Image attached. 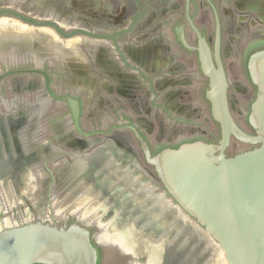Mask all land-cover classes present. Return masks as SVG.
I'll list each match as a JSON object with an SVG mask.
<instances>
[{"label":"flooded vegetation","instance_id":"1","mask_svg":"<svg viewBox=\"0 0 264 264\" xmlns=\"http://www.w3.org/2000/svg\"><path fill=\"white\" fill-rule=\"evenodd\" d=\"M193 2L205 12H210L212 17L205 12L203 14L208 15L206 20L213 24L210 33L195 23L191 13ZM29 3L49 9L47 11L53 21L45 22V25L52 26L50 30L54 29L51 31L63 44L77 37L80 41L76 45L77 50H73L74 58L70 64L62 65L57 58L49 56L47 70L44 65L40 66L36 56L40 47H45L43 43L39 46V39H33L37 53H33L27 61L23 59L22 47L14 45L17 41L13 37L5 41L4 47L0 43V48H8L7 55L15 56L0 58V233L17 224L38 221L60 228L79 225L90 236L97 254L96 264H188L187 255L190 256V252L200 258L196 264H212L209 255L196 248L195 242L187 235L188 231L181 230L185 219L186 223L202 231L196 225V220L167 191L131 126L136 127L146 140L152 156L164 148H153L145 130L140 124L137 125L138 122L148 125L144 120L146 117H137L132 113L136 106L144 108V114L149 119L153 115L158 116L157 109L151 106L153 102L168 109L166 117L171 114L180 122L183 121V117L178 115L180 112L193 118L196 112L199 113L193 98L196 84L204 76L208 87L209 80L201 71L198 51L186 48L178 39L182 27L189 44L195 47L199 45L198 33L189 21L190 15L212 49L217 21L220 22L221 55L230 86L234 79H241L234 82L239 94L235 97L241 109L234 107L235 97L229 87L232 112L244 130L254 133L249 114L257 87L251 80L248 60L252 54L264 49V0H190L189 8L185 0V20L176 18L179 4L176 0H169L161 10V14L166 16L155 24L151 10L139 20L141 16L132 15L127 2L124 8L114 5L115 0L112 5L108 0H32ZM13 14L36 29L41 27L37 21ZM188 25L194 34L193 39L188 36ZM60 26L73 29L75 34L64 32ZM154 28L158 30L157 33H154ZM173 35L177 43L173 42ZM250 44L253 47L248 53L246 47ZM81 57L82 60L79 59ZM229 57L233 59L231 62L228 61ZM29 61L35 66L25 67ZM238 71H241V75ZM158 73L164 74L152 78ZM176 73L182 76L172 78ZM22 75H26L28 80L24 81ZM7 76L10 78L6 82L4 79ZM153 83L161 86V90H156L157 93L161 92L157 100L154 99ZM23 89L34 95L31 97L33 102H30L29 96L24 100L8 98V90L17 92L16 95H24L26 90ZM71 98L80 105L78 124L73 116ZM54 101L58 106L68 108V119L61 120L71 124L73 130L53 135L56 140L47 145L37 143L27 149L20 146L11 147L10 150L8 138L16 137L17 132L22 137L30 138L32 128L39 125L37 118L41 107L48 112ZM17 103L19 113L8 109ZM183 106L185 111L182 110ZM235 111H239V117ZM24 114L30 118L25 120ZM111 115L114 118L110 119ZM245 120L252 131L242 124L241 121ZM160 121L162 123L163 118ZM111 122L110 129L108 126ZM185 141L191 140L181 136L177 140L179 143L167 147H177ZM98 154L100 157L94 159ZM91 161L101 162L100 172L93 167V170L89 169ZM35 167L44 169L48 176L44 178V188L39 191L32 183ZM86 174L90 175L95 187L84 179ZM115 177L124 184L115 182ZM127 183L129 188L125 185ZM145 190H149V194H145ZM31 194L35 196L34 201L29 197ZM83 194L91 196V206L70 209L76 198ZM133 195L135 198L141 197V201L137 202ZM71 196L76 197L70 200ZM150 197L168 204L172 208L170 210L177 213V226L160 225L163 220L151 213L149 208L156 209L158 215L162 211ZM59 206L67 209L61 212L64 214L58 212Z\"/></svg>","mask_w":264,"mask_h":264},{"label":"water","instance_id":"2","mask_svg":"<svg viewBox=\"0 0 264 264\" xmlns=\"http://www.w3.org/2000/svg\"><path fill=\"white\" fill-rule=\"evenodd\" d=\"M189 5L187 0V8ZM188 17L198 33L199 45L189 44L182 27L178 39L186 48L199 53L201 71L209 80L205 97L212 118L220 125V140L185 141L152 156L146 140L136 127L131 128L167 191L211 239L223 264H264V49L248 60V71L257 87L249 114L255 132L250 133L237 122L229 102L230 81L221 55L220 22L217 21L212 49ZM70 102L78 124L79 102L72 98ZM232 139L252 147L229 155L227 149ZM96 261L90 236L79 225L60 228L38 221L17 224L0 233V264H96Z\"/></svg>","mask_w":264,"mask_h":264},{"label":"rangeland","instance_id":"3","mask_svg":"<svg viewBox=\"0 0 264 264\" xmlns=\"http://www.w3.org/2000/svg\"><path fill=\"white\" fill-rule=\"evenodd\" d=\"M31 1L32 0H0V22L1 23L4 22L5 24L7 23L6 28H4V30L6 31L5 35H0V43L2 45L1 47H4L3 44L5 43V41L7 39L9 40L11 37H13L14 40L17 41L14 45L17 46L18 48L22 47L21 49L24 50L23 59H25V61L31 59L30 56H32L33 53L34 54L37 53V51L34 48V46H36V43L33 42V38L29 37L30 34H38V32H40L39 31L40 28L47 27V28H45L46 31H49L50 33H52L56 37V35L52 32L54 29H51L52 31L50 30V28H52V26H50L48 24L45 25V22L53 21L50 18V15L47 11L49 9H46L44 7H36V6L29 5L30 4L29 2H31ZM108 1H109L110 5H112L114 2V0H108ZM168 1L169 0H115L114 5H119L120 8H124V4L127 2L129 5V10H130L131 14L141 16V17H139V20H140V18H144V14L146 12H150V10H151L153 16L156 19L154 21V24H155L156 22L163 20V18L166 16V15L161 14V10L164 7V5L168 3ZM176 1L179 4V6H178V9L176 10L175 16H176V18H179L181 20H185V0H176ZM6 11H13V13H17V14H20V15L27 17L28 20L32 19L33 21H37L38 26H41V27L39 29H36L30 23H27L28 21H24L21 18L19 19V17H16L15 14H12V13L9 14V13H6ZM204 12H205L204 9L197 7L196 2H193L191 13L195 19V23H197L199 28H201L202 30H205L207 33H210L213 29V24H210L212 22H208L206 20V17H208V15H209V17H212V16H211L210 12H208V11L205 12L208 15H203ZM254 15H257V14L255 13ZM203 16H205V19H202ZM25 25L30 26V27L32 26L34 28V31L33 30H32L33 32L29 31L28 29L30 27H27ZM60 28L63 29V31L68 33V34H75V33H73V29L67 30V29L63 28L62 26H60ZM188 29H189L188 30V36L190 39H193L194 34L190 30L189 25H188ZM16 30L17 31L21 30L19 33V36L15 32ZM35 30H37V31H35ZM153 30H154V33L158 32V30L156 28H154ZM8 32H12V33L6 34ZM21 38H23V40H21ZM77 38H75V40H68L67 42H65L63 44L59 40V38L56 37L57 42H55V44L50 45V48H48L47 50L45 49V50L39 51L40 53L42 52V54H43V55H41L40 58H38V56L36 54L37 59L39 60L40 66L44 65L45 70H47L49 68V65L47 62L49 59V56H53V57L57 58V60H59L62 63V65L70 64L71 63L70 62L71 53L63 50V48L61 49V47H63V45L67 46L69 43H71L73 50H74L76 48L78 41H80V39L79 38L77 39ZM123 38H126V37H123ZM173 42L177 43L174 35H173ZM74 43H75V46H74ZM252 47H253V44L248 45L246 47V52H248V53L251 52ZM178 48H180V47H178ZM7 50H8V48H0V51H1V53H0L1 57L0 58L3 59L5 56H9V55H7V52H6ZM75 50H77V49H75ZM60 54L61 55L64 54L65 57H61ZM78 54L80 55L81 53L78 52ZM10 55L11 56H9L8 58L15 57L13 54H10ZM79 59L82 60V57ZM232 60H233L232 58H230V57L228 58V61L231 62ZM24 66L32 68L35 65L33 63H30V61H29ZM230 66L231 65H229V68H230ZM196 68H198L197 63H196ZM232 70L230 72H232ZM238 72L241 75V71H238ZM233 73L234 72H232V75H233ZM162 74H164V73L155 74L152 76V78H154V76L155 77L161 76ZM186 75H187V72H185L184 76H186ZM22 76H24L23 77L24 81L28 80L26 75H22ZM177 76H182V74L181 73L173 74L172 78H177ZM9 78H10V76H7L4 80H6V82H7V80H9ZM237 80H241V79L237 78ZM237 80L234 79L232 81L233 85L230 86V92L232 93V95L234 97L239 96V94L237 93L236 88L234 86V82H237ZM158 85L155 83L152 84V87H153L152 90H153L154 95H155V97H154L155 100L159 99L160 98L159 96L161 95V92H158V93L156 92V90L161 88V86H158ZM206 88H207V80L204 76H202L201 82L196 84L195 93L192 92L195 94L193 98H195L194 102L196 105V111L199 110V113L196 112V116L193 118L192 115L187 117V115L184 112H180L178 115L180 117H183V121H181V122L176 121L175 118L171 114H169L166 117V113H167L168 109L167 108L165 109V107L163 105L156 104V102H153V104L151 106H153V108L157 109L158 116H157V114L153 115L152 119L147 118V115L144 114V108L142 109V107H141V109H140L139 107L134 106L136 110H134L135 112L132 113L133 115H136L137 117H140V116L146 117L144 120L148 123V125L144 124L143 122H140L139 124L141 125L143 130H145L144 132H145L147 138L150 139L154 149H162V148H165L167 146H170L171 144L174 145L175 143H179V142H177V140L181 136H184V138H187L188 140H191V141L192 140H206V141L218 142L220 140V136H221L220 135V127H219V124L216 123L210 115V103H209V101H207V99L205 97ZM23 90H26V89H23ZM141 91H140V93H141ZM25 92L26 93L24 95H21V93H19V95H16V94H18L17 92H15L13 90H8V98L11 99V98L15 97L17 99L20 98L21 100H24V98L29 96L30 102H33V100H31V97L33 94L28 93L29 92L28 90H26ZM36 95H37V93L35 94V96ZM190 100H192V97ZM233 100H234L233 104H235L234 107L238 106L239 107L238 109H241L240 105L238 104V101L236 100V97L233 98ZM121 101H122V98H121ZM138 101H140V100H138ZM138 101H136V103H138ZM122 103H125V101H122ZM148 106H149V103H148ZM184 106L182 109L183 111H185ZM59 107L60 106H58L55 101L51 105L48 112L47 111L44 112L45 108L42 109V107H41V110L38 112L39 118H37L39 125H36V127L32 128L33 135L30 138L29 137L25 138L24 136L23 137L20 136L19 133L17 132L16 137H11V138L9 137L8 138L9 149L11 150V147L17 148L20 146L23 148L25 147L27 149V148H29L30 145H33V144L36 145L37 143L42 144V145H47L49 143H52L54 140H56V137H54L53 135L58 136L59 134L62 135V133H60V132L64 133L65 130L67 132L73 130L71 124L68 125L67 121L63 122L61 120L63 118L65 119L66 117L68 119V112H69L68 108L63 106V105L60 108ZM24 108H25V106H24ZM8 109L17 111V113H19L18 110L20 109V106H18V103H17L16 105L9 106ZM90 109L91 108H89V110ZM162 110H163V112H162ZM28 111L30 112L31 110L28 109ZM235 112H236V116L239 117V115H238L239 111H235ZM15 113L16 112H14V114ZM97 115H98V113L95 114V116H97ZM109 115H110V113H109ZM175 115H177V114H175ZM111 116H110V119L114 118L113 116L112 117ZM28 118H30V117H28V115L24 114V119L27 120ZM161 118H163L162 123L160 121ZM59 120H61L62 122ZM241 122L245 126L246 129L251 130V128L247 124L246 120L241 121ZM33 123H35V121H33ZM64 125H67V126H65V128H62ZM111 125H112V122L109 123L108 128L110 127V129H111ZM23 129H24V127L21 129V133H22ZM36 132H38L37 138H36ZM251 147L252 146L248 143L241 142L237 139H232L231 144L227 149V153L229 155H233L235 153H238L240 151H244V150L251 148ZM50 166H52V165H50ZM33 172H34V174H33L34 179L32 180V183H34V187L36 188L35 190L39 191L40 189L44 188V185H45L44 178L47 175L45 174L46 172L44 171V169H42L41 167L40 168L35 167L33 169ZM87 178H88V174L85 175L84 179H87ZM29 197H31L33 199V201L35 200V198H34L35 196L33 194L29 195ZM14 204L16 205V203H14ZM28 204H29V202H28ZM209 257L212 259L211 256H209Z\"/></svg>","mask_w":264,"mask_h":264},{"label":"bare ground","instance_id":"4","mask_svg":"<svg viewBox=\"0 0 264 264\" xmlns=\"http://www.w3.org/2000/svg\"><path fill=\"white\" fill-rule=\"evenodd\" d=\"M7 24V23H6ZM6 24L3 22L1 23L0 22V35H5V30L4 28H6ZM29 31L33 32L34 31V28L33 27H30L28 29ZM33 30V31H32ZM21 31V30H20ZM20 31H17L16 34L18 35L20 33ZM36 31V30H35ZM40 32H38V34H30L29 37L33 38V39H39L40 42H39V46L41 43L45 44V47H40V51L42 50H47L48 48H50V45H53L55 44V42H57V39H55L56 37L50 33L49 31H46L45 28H40L39 30ZM9 33H12V32H8L6 34H9ZM14 33V32H13ZM19 36V35H18ZM21 40H23V38H21ZM15 42V41H14ZM20 43V42H19ZM63 48V50H67L68 52H71V59L74 58L73 56V47H72V44L69 43L67 46L63 45V47H61V49ZM60 49V48H59ZM49 52V51H48ZM51 52V51H50ZM47 54V53H46ZM50 54V53H49ZM62 54V53H61ZM60 54V55H61ZM70 54V53H69ZM42 52L40 53L39 52V55L37 54L38 58L41 57ZM70 57V56H69ZM70 59V58H69ZM79 82V81H78ZM81 82V81H80ZM75 86V85H74ZM97 157H100L99 154L96 155L94 157V159H97ZM88 165H90V170L92 169V167L94 168V170L96 172H100V166H101V162H93L91 161V163H89ZM82 167V165H79V167ZM88 170V171H90ZM93 170V169H92ZM92 174V172H91ZM116 175V174H114ZM90 175L88 174V178L86 179L87 183H89L91 186H94V182H92V179L89 178ZM107 177V176H105ZM115 182H117L118 184H124V182L122 180L118 181L117 180V177L114 178ZM19 185V184H18ZM127 186V188H129V183L125 184ZM20 186V185H19ZM95 187V186H94ZM149 190H145V194H149L148 193ZM76 196H71L70 200L74 199ZM90 195L88 194H83V195H80L78 198H76V201L73 202V205L72 207L70 206L69 208L73 210L75 209H80L81 206L85 205L86 208L90 207L91 204L93 203V200L90 199ZM133 197L135 198V196L133 195ZM136 201H141V197H138L136 196ZM150 199L153 200V203L156 202V206L159 207V210H161V215H158L157 214V211L156 209H152V207L149 208V210L151 211V213L157 215L160 219H162V223H160L161 226H165V227H170L171 225H175L177 226V221H178V216H177V213H174L172 212L173 210H170L172 209L168 204H164V203H160L158 200L155 199V197H150ZM69 200V201H70ZM59 202V201H58ZM65 202H67L65 200ZM158 203V205H157ZM67 209H64V207L62 206H59L58 207V212H64L66 211ZM158 210V209H157ZM166 212H165V211ZM57 213V212H56ZM79 213V212H78ZM61 214H64V213H61ZM180 214V213H179ZM96 215V214H95ZM94 217V216H93ZM102 218V217H101ZM182 224H183V227L181 228V230L183 231H188L187 235L189 238H191L194 242H195V245H196V248L202 250L203 252H206L209 256L212 257L211 259V263L212 264H223V261H222V256L219 252V250L216 248V246L214 244H212L213 242H211V240H209L208 237H206L202 231H199L197 227L193 226L192 224H189V223H186L185 222V219L182 221ZM149 233H151V229L149 231ZM113 235V234H112ZM170 255V254H169ZM171 256V255H170ZM186 257V256H185ZM187 260H188V264H196L197 262L200 261V258L194 254H191L190 252V256L187 255Z\"/></svg>","mask_w":264,"mask_h":264},{"label":"trees","instance_id":"5","mask_svg":"<svg viewBox=\"0 0 264 264\" xmlns=\"http://www.w3.org/2000/svg\"><path fill=\"white\" fill-rule=\"evenodd\" d=\"M6 13H9V14H11L12 13V11H6ZM13 14V13H12Z\"/></svg>","mask_w":264,"mask_h":264},{"label":"crops","instance_id":"6","mask_svg":"<svg viewBox=\"0 0 264 264\" xmlns=\"http://www.w3.org/2000/svg\"><path fill=\"white\" fill-rule=\"evenodd\" d=\"M15 32H17V30H16ZM18 35H19V34H18Z\"/></svg>","mask_w":264,"mask_h":264}]
</instances>
